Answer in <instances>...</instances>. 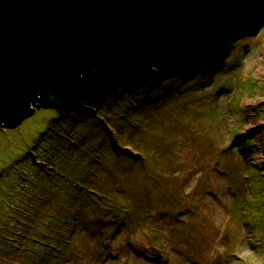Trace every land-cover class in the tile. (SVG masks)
I'll list each match as a JSON object with an SVG mask.
<instances>
[{
  "label": "rangeland",
  "instance_id": "1",
  "mask_svg": "<svg viewBox=\"0 0 264 264\" xmlns=\"http://www.w3.org/2000/svg\"><path fill=\"white\" fill-rule=\"evenodd\" d=\"M238 2L245 13L238 27L203 30L184 52L116 76L98 96L102 107L94 98L76 103L87 112L79 121L68 115L60 122L70 125L49 127L46 116L59 110L42 108L16 128H0V264L45 257L56 259L49 264H264V0ZM255 7L263 14L250 19ZM209 12L221 20L217 6ZM160 68L190 69L186 84L195 87L181 97L161 95L154 111L126 110ZM140 115L149 129L128 122ZM145 154L177 196V210L170 201L149 210L138 204L140 179H148L131 164ZM91 156L119 168L114 185L104 170L92 184L99 165ZM125 181L132 191L120 196L115 188ZM75 186L95 198L82 208L88 223L60 226L72 224ZM110 204L129 207L130 224L115 225Z\"/></svg>",
  "mask_w": 264,
  "mask_h": 264
},
{
  "label": "water",
  "instance_id": "2",
  "mask_svg": "<svg viewBox=\"0 0 264 264\" xmlns=\"http://www.w3.org/2000/svg\"><path fill=\"white\" fill-rule=\"evenodd\" d=\"M230 1L0 0V128L73 109L116 76L184 52L207 10Z\"/></svg>",
  "mask_w": 264,
  "mask_h": 264
},
{
  "label": "trees",
  "instance_id": "3",
  "mask_svg": "<svg viewBox=\"0 0 264 264\" xmlns=\"http://www.w3.org/2000/svg\"><path fill=\"white\" fill-rule=\"evenodd\" d=\"M142 66L141 67L143 69H145L147 67H150V64L142 65ZM203 67H204V64H203ZM198 68L200 70V67H198ZM203 72H205V73L202 74L201 79L206 76V69ZM193 75H194V72H192L190 69H187L185 71L171 70L167 73H165L161 68L157 69V74L154 77L153 81L149 84H144L141 88L136 90L135 94L132 95L134 100L132 101V103H130L131 101H129V105H127L125 107L126 110L128 109L129 112H130V110H135L136 112H140V113H141V111L150 112V111H154V109L156 107L155 105H153V102H155V100L160 98V96L163 94L174 93L175 97H177L178 95L181 97L187 91H189L191 88L195 87V84H191L189 86H187V84H186V81L189 78H191ZM195 83L201 84V81L198 80ZM101 93H102V91L100 92V95H101ZM98 99H100V97H97V100H96V98H94L93 100L95 101L96 105L102 107L103 104L98 102L99 101ZM81 101H84V100H80V102ZM86 101H90V99H88ZM62 112L63 111H59V112L54 111L53 115H51L49 117L46 116V119L48 120V123H49V127L52 125L53 127L59 126L60 128H62V126L64 127L67 124L70 125V123H69L70 121H68V119H65L66 122L65 121L63 123L60 122V120L64 116L66 117L68 115H72L73 118H77V121H79V119H81V117H78L77 115L80 113H87L86 111L83 110V108L80 106V104L75 105L74 109L67 110L65 113H62ZM87 115H88L87 117H89L92 121L96 122L97 127L100 126L99 122H97V120L93 117L92 114H87ZM145 117L146 116L140 115L138 120H136V121L128 120V122L132 123L133 125L136 124L138 131H139V129H140V131H142V129L147 130V129H149L148 127H150V126L145 124L146 123ZM90 119H89V124H90ZM121 123L118 124L120 127H122ZM137 132H133V134L134 133L137 134ZM246 143L247 144H255L254 141H247ZM158 145H159L158 147H160V146L162 147V145L164 146V144H162V143L158 144ZM169 146L173 147L174 145L169 144ZM99 148H101V147H98L97 149H99ZM144 157L145 158H144V161L142 163L138 162L136 160H133L132 164H131V169L134 173H135L136 169L140 167L141 173L145 172V175L147 176L146 179H148V182H144L143 184L141 183V179H140V183H139L140 185H138L139 190H137V193L135 194V197L138 201V204H140L142 201L143 202L146 201L147 202L146 210H149V209L154 208V207H156L157 209H158V207L163 208V206H165L167 204V202L170 201L171 204L174 206L173 210L174 211L177 210L178 209L177 196L174 194V192H172L170 190L168 182L161 180L160 174H157V172H156L157 165H155L154 163L150 164L149 156H147L146 154ZM90 161H93V162L96 161V164H98L101 167L99 169L98 168L99 166H98L95 170H93V172H91V175H93V179H92L93 183L92 184H94V183L96 184V179L99 178V176H100L99 174H102L100 171H103V170L105 172L103 174V176L104 177L107 176L106 178H107L108 184L114 185V181L116 180V178L117 177L120 178V175L118 173V169H119L118 167H111V166L108 167L107 165H104L101 160H95V158L93 156H91ZM79 173L85 176V180H84V182H85L87 179L88 173L84 174L83 171H80ZM95 175H97L96 178H95ZM123 176H125V175H123ZM99 179H103V178H99ZM122 180L130 181V178L127 176L125 179H122ZM127 181H125V185L127 183H130ZM125 185L118 186L119 188L118 187L115 188L118 192L117 193L118 195L126 196L127 194H129V191H132V190H129L128 185H126V186ZM78 186H75L76 192H77L75 195V199L70 203L71 204V210H74V212L72 214V221H71L72 224H70L66 220H63V222L60 223V226L65 225L68 227H70V226L73 227L76 225L78 227L80 224L81 225L83 224L85 226L86 225L85 223H88V221H85L82 219V208L87 207V205L89 206V199L93 200L95 198L90 196V193H88V194L84 193V192L82 193L81 191L83 190V188H78ZM140 189L142 192H140ZM110 192L111 191H108L109 195L111 194ZM110 196H111V198H114V199L117 197L115 194L110 195ZM131 196H132V194H131ZM82 198L85 201L81 200ZM132 204H135V203L132 202ZM118 205H116V206L115 205L113 206L112 204L109 205V207H110L109 209H114V212H115V214L113 215V218H114L113 222L116 223L115 225L130 224V221L128 219L129 214H130V208L124 207V209L122 210L121 207ZM144 208H145V206H144ZM62 218H66V215H64L60 219H62ZM95 222H96V219H95ZM98 222H99V220H98ZM99 223H101V222H99ZM90 224H89V227H90ZM98 225H100V224H98ZM101 227L102 226H100V228ZM94 231H97V230L95 229ZM183 233H185L187 238L189 237L188 238L189 240L194 239L192 234H191L190 229L187 228V226H186V229L183 230ZM49 238L50 237L47 238V242H49L48 241ZM50 241H51V238H50ZM190 242H193V241H190ZM194 243H195V240H194ZM36 244H38V243H36ZM70 244L71 243H67V244L65 243V246L70 247ZM50 245H53V244H50ZM47 251H48V249H47ZM54 260H56V259H52L51 261H49L45 257L43 260L42 259L39 260L40 262H38V263L39 264H49V263L53 262Z\"/></svg>",
  "mask_w": 264,
  "mask_h": 264
},
{
  "label": "bare ground",
  "instance_id": "4",
  "mask_svg": "<svg viewBox=\"0 0 264 264\" xmlns=\"http://www.w3.org/2000/svg\"><path fill=\"white\" fill-rule=\"evenodd\" d=\"M217 4H218L217 8L220 12L221 20H217L214 17V15L210 14L209 9H208L206 12V16H205L206 19L204 18L203 24L199 27V29H196L194 31V39L195 40H196V36L198 37L199 32H203V30H206V29L207 30H213L214 27H218L219 29L229 30L233 26H234V28L239 26L237 24L240 22V17L245 15V13L243 14V12H241V14H239V12H237V10H239L238 7L240 4L238 2V0H232L227 4H222V2H218ZM258 9H260V8L255 7L252 10V13L249 16L250 19L257 18L258 16H261V14H263L262 11L258 10ZM231 12L234 13V15H232L233 17L230 16ZM220 37L221 36H215V38H217V39ZM197 41H199V40L197 39L196 42ZM201 42H203V41L201 40ZM217 43L220 44L221 42L218 41ZM201 44H203V43H201ZM193 45H194V43H193ZM215 51H217L219 53L221 50H220V48H218V50H216V48H215Z\"/></svg>",
  "mask_w": 264,
  "mask_h": 264
}]
</instances>
